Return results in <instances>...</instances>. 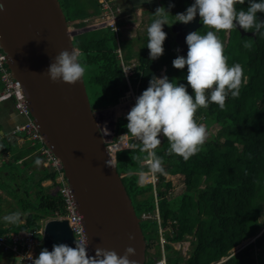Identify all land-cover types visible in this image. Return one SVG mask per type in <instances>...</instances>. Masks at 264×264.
Instances as JSON below:
<instances>
[{
	"label": "trees",
	"instance_id": "16d2710c",
	"mask_svg": "<svg viewBox=\"0 0 264 264\" xmlns=\"http://www.w3.org/2000/svg\"><path fill=\"white\" fill-rule=\"evenodd\" d=\"M58 2L70 28H85L88 21L92 23V19L99 17L97 0ZM247 6L237 0V10H246ZM258 18L264 20V14L258 13ZM202 29L203 25L198 31ZM102 30L86 31L72 39L80 62L86 66L82 78L92 111L120 106L130 100L131 93L136 99L148 87L152 76L159 77L160 73L187 86L183 79L186 69L172 67L171 62L178 54L173 38L167 35L163 48L170 54L164 51L151 61L148 50L137 51L138 66L128 78L130 93L115 53V35L108 28L103 35ZM245 44L249 47L245 48ZM121 52L125 62L132 59L126 45H121ZM224 54L229 66L238 63L243 69L240 94L238 98L229 95L223 109L214 103L206 109H197L194 120L198 124L218 129L195 155L186 161L169 155L167 140L161 137L156 154L162 159L164 174L154 175L155 187L138 183L139 172L148 173L147 165L137 159L144 155L139 148L121 149L114 156L116 171L135 215L140 218L142 214L158 213V222L150 217L141 220L140 228L146 250L153 248L155 258L160 257L158 227L164 230L167 264H216L222 258H226L222 264H264V38L259 34L241 36L232 29L224 44ZM188 91L191 94L190 88ZM12 104V100L0 103V112H11ZM126 124L125 118L115 122L107 145L116 143L127 132ZM15 138L22 137L0 136V177H6L12 185L2 192L13 200L19 220L6 229L0 228V236L35 232L40 229V222L64 215L61 197L47 193L42 187L47 181L56 186V173L42 167L37 146L24 142L18 147ZM133 142L138 143L128 137V145ZM165 175L180 176L184 190L173 195V185L166 181ZM254 237L253 243L231 254L241 242ZM38 238L36 234L35 239ZM185 242L189 250L188 257L183 259L170 244Z\"/></svg>",
	"mask_w": 264,
	"mask_h": 264
},
{
	"label": "water",
	"instance_id": "95a60500",
	"mask_svg": "<svg viewBox=\"0 0 264 264\" xmlns=\"http://www.w3.org/2000/svg\"><path fill=\"white\" fill-rule=\"evenodd\" d=\"M0 4L4 5L0 12V48L6 67L22 87L43 145L60 161L82 220L89 255L94 256L98 247L118 255L132 247L135 255L129 259L144 264L146 244L140 220L112 162L107 135L91 109L83 78L74 85L54 84L46 73L59 52L76 50L73 37L91 28L71 30L58 0H0ZM200 26L197 16L187 25L170 27L178 55L187 52L185 36ZM236 30L241 36L254 37L239 27ZM41 242L48 251L53 244L74 247L67 221L48 220L42 228Z\"/></svg>",
	"mask_w": 264,
	"mask_h": 264
},
{
	"label": "clouds",
	"instance_id": "9594fccd",
	"mask_svg": "<svg viewBox=\"0 0 264 264\" xmlns=\"http://www.w3.org/2000/svg\"><path fill=\"white\" fill-rule=\"evenodd\" d=\"M236 3L237 0H192L184 12L174 16L170 14V9L174 7L171 3L167 9L156 8L153 14L154 19L146 29V48L151 61L164 53L163 43L167 37L164 26L171 27L175 23L187 25L198 16L200 24L207 28L203 34L200 31L189 32L185 36L186 54L177 55L171 62L174 69H186L183 79L187 86L170 81L166 75H153L148 87L136 97L134 106L125 116L127 132L120 137H131L138 141L130 143L128 148H139L144 155L137 159L147 165L148 172L153 175L164 174L162 159L156 154L161 137L167 140L169 155L188 160L200 150L207 138L205 126L194 120L197 109H206L213 103L223 109L229 95L238 98L240 94L243 69L238 63L227 64L224 45L218 33L239 27L244 32H252L255 36L259 34L264 38V20L258 18V13L264 14V0H240V3H247L246 10H237ZM3 11L4 5L0 4V12ZM170 17L174 18V23H169ZM244 47L249 45L245 44ZM78 56V50L59 52L46 70L49 80L54 84L67 85L80 81L86 66ZM144 175L145 172L141 170L139 176ZM2 219L15 224L19 220V213L6 215ZM134 255L135 249L132 247H127L122 255L99 247L94 256L88 255L84 238L74 240V247L64 243L53 244L51 251L41 249L35 258L28 254L31 264H136L129 259ZM21 257L15 258V264H20Z\"/></svg>",
	"mask_w": 264,
	"mask_h": 264
},
{
	"label": "built area",
	"instance_id": "2783aa9c",
	"mask_svg": "<svg viewBox=\"0 0 264 264\" xmlns=\"http://www.w3.org/2000/svg\"><path fill=\"white\" fill-rule=\"evenodd\" d=\"M97 2L100 6L98 22L91 23L88 21L85 24V28L98 27L102 24H105L104 26H106L107 28L109 27V30L115 35L116 46L118 47L119 40L116 26L117 10L113 8L112 0H97ZM5 61V55L0 48V102L12 100L13 110L15 111L17 116L22 119V122L20 124H17L13 127L12 135H23L24 137L18 139H21L24 142H28L30 146H37V152L42 158L44 167H50L54 170V172H56V183L58 184L57 191L65 207L68 227L73 235L74 240L79 241L81 238H84V240L86 241L82 220L77 212L71 189L64 180L60 161L56 157H54L51 151L43 145L42 138L37 131V127L34 125L29 115V110L26 106L25 95L22 87L18 81L12 79L6 67ZM96 118L99 124L100 121L98 120V116H96ZM99 126L102 128L104 125ZM116 144H121V147H119L118 149L127 147V142L124 137L119 139L113 145ZM114 151L112 153H114ZM156 219H158L157 215ZM163 244L164 241L162 238H160L161 250L163 249ZM35 245L36 241L32 233L11 234L9 236L0 238V249L5 253H11L15 256V258L18 256H22L20 258V264H31V260L28 254L30 253L33 258L37 256L34 251ZM87 254L89 255L88 248ZM154 264H165L163 254L161 259L155 261Z\"/></svg>",
	"mask_w": 264,
	"mask_h": 264
},
{
	"label": "rangeland",
	"instance_id": "374dc122",
	"mask_svg": "<svg viewBox=\"0 0 264 264\" xmlns=\"http://www.w3.org/2000/svg\"><path fill=\"white\" fill-rule=\"evenodd\" d=\"M170 3L174 5V7H172L170 9V14L173 15V16L176 13H178V12H184L185 9L190 5L189 2H188V0H163V4L162 5L165 6V8L167 9V7H168V5ZM117 22H118V19H116V26H117V35H118V40H119V46H120V48H117V46H115V53H116V55H117V51H120L121 52V41H122V32H123V28L120 25H118ZM169 23L170 24L171 23H174V18H171L170 17L169 18ZM175 24H177V23H175ZM104 25L105 24H102L100 26L103 27V28H101V30L103 29L102 30V32H103L102 34L103 35H106L108 30H107V27L104 26ZM142 25H143V23L140 24L139 26H137L135 28V31H134L135 37H134V41L133 42L135 44V46H134L135 49H133L132 44L126 43V50L127 51L129 50L131 58H134V59L133 60H130L128 62H125V60L122 57V52L123 51L121 52V54H119L120 56L117 55V57L119 59V65H120V67L122 69V73L124 72V74L126 75L125 76L123 74L124 75V78L126 80V83L129 86V92L130 93H131V90H130V84H129V79L128 78L134 72V68H136L138 66V60H137V58H138L139 54H137L136 51H139L142 48H144L143 49V52L148 50L146 48V45H147V33H146V31H143L144 28L142 27ZM165 27H166V29L163 28V31H165L166 33H168L169 36H170L171 35V33H170V27L169 26H165ZM108 29H109V27H108ZM206 30H207L206 26H203L202 31L201 30H199V31L203 34ZM228 34H229V31H225V30H222V31H220L218 33V37L222 41L223 45L226 44V42H227ZM171 39H172V35H171ZM115 45H116V40H115ZM164 51H166L165 53H169V54L171 52V51L168 52V50H164ZM184 73H186V70H185ZM159 77H162V73L159 74ZM90 97H92V96H90ZM133 97L134 96L131 93L130 100H126V102L124 104H122L120 106H117V107H109L107 109H104V110L95 112L96 113V116H98V120L100 121L99 125H104L102 127V129L104 130V133H105L104 135H107V137H105V140L106 141L110 140V138L112 137L115 122L119 118H125L127 112L130 110V108L132 106H134L135 102H133ZM134 100H135V97H134ZM0 103H3V102H0ZM11 109H12L11 113L16 114L15 111L13 110V108H11ZM5 113H7V112H5V111H1L0 112V121H1V119L3 117L6 116ZM106 127H107L108 130H105ZM217 129H218V127H215V126H211L209 129H206L207 130V138L209 137L210 134H216ZM2 130H4L5 132H3L2 134H0V136H3L4 135L7 138H13V135H12L13 127L10 128V127H8V125H5V126L3 125ZM110 131H111V133H110ZM17 137H24V136L17 134ZM14 140H16V143L17 144L22 145V143H21V141L19 139L17 140L15 138ZM119 147H121V144H116V146L113 147V150L111 149L112 150L111 153L115 149L120 150V149H118ZM0 164H1V160H0ZM42 167L44 168V165L43 164H42ZM138 177H139L138 183L140 185L151 184L152 186L155 187V184L157 183L156 177L153 174L149 173V172L148 173H145V175L143 177H140V176H138ZM165 179H166V181L171 182V184L173 185V190H172V194L173 195H177V194L181 193L184 190L183 181H182V178L180 176H168V175H165ZM6 187L12 188V185L11 184L9 185V183L7 182V178L6 177H0V225L7 226L8 227L11 223H6V222L2 221L3 220L2 218L4 216H6V215L15 213L14 212V209L16 211V208L13 205V200H11V198L7 194H5L4 192H2V189H6ZM42 187H45L46 188V192L49 193V194H53L54 195V194L57 193L56 186L53 185V183H51L50 181L44 182L42 184ZM153 195L155 196L154 188H153ZM156 215L158 217L157 211H155L153 214H151V216H149V214H145L143 218L141 217V220H146V219H148L150 217L152 219H156ZM21 220H22V218L20 219V221ZM48 220H45V221L40 222V229L37 230L39 232L38 235L41 234L42 227H43L44 223L46 221H48ZM162 231H164V230H162V229H160L158 227V234H159L158 239H159L160 254H161V252H163L164 255H165L164 248L161 250V247H160V238H162L163 241H164V238L162 237ZM254 239H255V237L254 238H249V239L241 242V244H239L237 247H235L234 249H232L231 254L233 255V254L237 253L238 251H240V249L246 247L250 243H253ZM40 240H41L40 238L35 239V241H36V245L35 246H36V250H37L38 253L41 251V249H43ZM171 246H172L173 250H175V252H178V256L182 257L183 259H186L188 257L187 256V253H188V250H189V247H188L189 244L187 242L182 243V244L173 243V244H171ZM163 247H164V244H163ZM146 258L147 259H150V260L152 258H155L154 257V249L153 248H150L148 251L146 250ZM225 260H226V258H223V259H221L216 264H222Z\"/></svg>",
	"mask_w": 264,
	"mask_h": 264
},
{
	"label": "crops",
	"instance_id": "0c3cea01",
	"mask_svg": "<svg viewBox=\"0 0 264 264\" xmlns=\"http://www.w3.org/2000/svg\"><path fill=\"white\" fill-rule=\"evenodd\" d=\"M112 1H113L112 4H113L114 8L117 10V19H118L117 24L123 28L121 45L123 43L125 45H126V43H129V44H132L133 49H135L134 48L135 44L133 42L134 37H135V35H134L135 34L134 33L135 28L143 23V25H142V27L144 28L143 31H146L148 25L154 19L153 14H154L156 8L165 7L162 5L163 0H150V2H148V0H112ZM92 21L98 22V17H95L94 19H92ZM101 28H103V27H101V26L92 27L90 31L99 30ZM163 28L166 29L165 26ZM133 59L134 58H132L131 60H133ZM5 115H6L5 116L6 118L3 117L0 121V124L2 127H3V125L4 126L8 125V127L12 128L15 125L22 122V119L14 113L7 112V113H5ZM17 140H18V138H17ZM19 140L21 141V143L23 145L24 141H22L21 139H19ZM17 145H18V147L21 146L19 144H17ZM41 165H42V163H41ZM0 228L6 229L7 226L0 225ZM28 232H30V231H28ZM35 232H37V234H39L38 231H35ZM5 234H7V233H5ZM39 236H40L39 238L41 239V234ZM40 242H41V240H40ZM35 252L37 255L39 254L36 250V246H35ZM14 258L15 257L12 256L11 254H7V253L1 251V249H0V264H15Z\"/></svg>",
	"mask_w": 264,
	"mask_h": 264
},
{
	"label": "bare ground",
	"instance_id": "6f19581e",
	"mask_svg": "<svg viewBox=\"0 0 264 264\" xmlns=\"http://www.w3.org/2000/svg\"><path fill=\"white\" fill-rule=\"evenodd\" d=\"M175 47H176V45H175ZM117 48H120V46H118ZM119 54H121V52L120 51H117V55L118 56H120ZM123 74H124V72H123ZM125 75V74H124ZM126 76V75H125ZM133 102H135V100H134V97H133ZM121 135H123V134H121ZM121 138H123V137H120V139ZM125 139H126V142H127V147H128V137H124ZM119 140V139H118ZM112 145V146H111ZM110 145V150L112 149L113 150V144H111ZM109 146V145H108ZM116 146V145H115ZM127 147H125V148H122V149H126ZM111 150V151H112ZM121 150V149H120ZM118 150H116V151H114V153L112 154L111 153V155H110V157H111V159H112V162L114 163V166H115V159H114V156H115V153L117 152ZM40 156V155H39ZM43 164V163H42ZM44 168H46V169H49V170H52L53 172H54V170L52 169V168H50V167H44ZM63 172V171H62ZM56 173V172H55ZM64 177V176H63ZM56 178H57V174H56ZM65 180V179H64ZM55 183H56V179H55ZM68 185V184H67ZM57 187H58V184L56 183V191H57ZM57 194H58V191H57ZM59 195V194H58ZM63 203V202H62ZM64 205V204H63ZM64 207V206H63ZM144 215L145 214H142V218L144 217ZM66 216H67V214H66V211H65V207H64V215H62V216H57L56 218H52V219H49V220H58V221H62V220H65V221H67V219H66ZM141 217L140 218H138L139 220H140V223H141ZM157 222L159 221V217H158V219H155ZM47 222V221H46ZM45 222V223H46ZM44 223V224H45ZM67 224H68V222H67ZM43 228V227H42ZM28 233H32L33 234V236H34V238H35V235L37 234V232H28ZM11 234H15V233H7V234H3V235H1L0 236V238H3V237H6V236H9V235H11ZM41 236H42V231H41ZM41 244H42V242H41ZM146 244V243H145ZM171 244H173V243H171ZM170 244V245H171ZM2 251V250H1ZM35 251V250H34ZM7 254H11V253H7ZM35 254H36V252H35ZM162 254H163V256H164V259H165V264H167V259H166V257H165V255H164V253L163 252H161V254H160V257L159 258H152L151 260H150V263L148 262V260H147V258H146V250H145V261H144V264H154V262L155 261H158V260H160L161 259V257H162ZM12 255V254H11ZM37 255V254H36ZM12 256H14V255H12ZM38 256V255H37ZM15 257V256H14Z\"/></svg>",
	"mask_w": 264,
	"mask_h": 264
},
{
	"label": "flooded vegetation",
	"instance_id": "af4514ba",
	"mask_svg": "<svg viewBox=\"0 0 264 264\" xmlns=\"http://www.w3.org/2000/svg\"><path fill=\"white\" fill-rule=\"evenodd\" d=\"M168 35V34H167ZM171 36V35H170Z\"/></svg>",
	"mask_w": 264,
	"mask_h": 264
}]
</instances>
